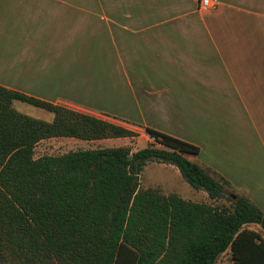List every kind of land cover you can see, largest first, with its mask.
Here are the masks:
<instances>
[{
	"label": "crops",
	"instance_id": "0c3cea01",
	"mask_svg": "<svg viewBox=\"0 0 264 264\" xmlns=\"http://www.w3.org/2000/svg\"><path fill=\"white\" fill-rule=\"evenodd\" d=\"M211 2L0 0V86L191 143L264 215V0Z\"/></svg>",
	"mask_w": 264,
	"mask_h": 264
},
{
	"label": "trees",
	"instance_id": "16d2710c",
	"mask_svg": "<svg viewBox=\"0 0 264 264\" xmlns=\"http://www.w3.org/2000/svg\"><path fill=\"white\" fill-rule=\"evenodd\" d=\"M25 102L50 121L14 109ZM154 143L34 155L42 139L131 137L120 124L0 86V264H264V215L187 159L197 147L150 128ZM148 161L170 164L213 204L144 187ZM258 226V229L252 227Z\"/></svg>",
	"mask_w": 264,
	"mask_h": 264
},
{
	"label": "rangeland",
	"instance_id": "374dc122",
	"mask_svg": "<svg viewBox=\"0 0 264 264\" xmlns=\"http://www.w3.org/2000/svg\"><path fill=\"white\" fill-rule=\"evenodd\" d=\"M12 106L17 111L29 115L31 117L39 118L45 121H50L52 118L51 112L36 107L34 105L14 100ZM134 129L135 135L124 138H106L104 140L86 141L73 137H52L40 140L34 146V155L39 156L42 154H59L68 150L76 148H88L96 146H118L127 145L131 151L141 148L148 144L146 134L147 132L141 126L127 125ZM140 184L144 187H158L159 190L166 194L169 192L177 193L181 198L189 199L197 202H206L213 204H220L226 201L220 199L211 201L206 196L205 192L199 189H194L180 176L178 170L174 166L156 161H148L142 168L139 175ZM227 191H230L227 189ZM233 192V191H231ZM258 229V226L252 225ZM227 252L221 253L214 264H228Z\"/></svg>",
	"mask_w": 264,
	"mask_h": 264
},
{
	"label": "built area",
	"instance_id": "2783aa9c",
	"mask_svg": "<svg viewBox=\"0 0 264 264\" xmlns=\"http://www.w3.org/2000/svg\"><path fill=\"white\" fill-rule=\"evenodd\" d=\"M212 8L211 0H197V9L200 11H204ZM147 141L148 143H154V139L151 135L147 133Z\"/></svg>",
	"mask_w": 264,
	"mask_h": 264
}]
</instances>
